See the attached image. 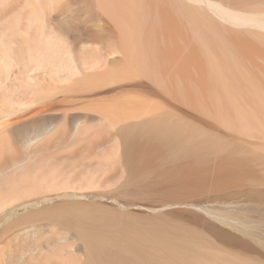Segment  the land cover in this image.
Listing matches in <instances>:
<instances>
[{"label":"bare ground","instance_id":"bare-ground-1","mask_svg":"<svg viewBox=\"0 0 264 264\" xmlns=\"http://www.w3.org/2000/svg\"><path fill=\"white\" fill-rule=\"evenodd\" d=\"M80 1L95 9V31L111 48L103 59L86 54L85 72L69 88L120 87L93 106H108L100 112L120 122L114 135L132 189L181 201L264 181V0ZM74 2L0 0V35L24 30L31 62L52 15ZM68 207L56 212L76 230L83 264H252L239 252L209 251L188 220L157 223L109 206ZM228 236L220 243L232 242ZM33 249L20 251L18 261Z\"/></svg>","mask_w":264,"mask_h":264},{"label":"rangeland","instance_id":"rangeland-1","mask_svg":"<svg viewBox=\"0 0 264 264\" xmlns=\"http://www.w3.org/2000/svg\"><path fill=\"white\" fill-rule=\"evenodd\" d=\"M91 6L75 0L71 9L53 14L45 39L32 46L31 62L24 30L0 35V131L22 125L4 133L6 140L0 137L6 142L0 141V264H83L79 236L56 210L85 204L109 206L140 221L188 220L203 243L209 241V251L239 252L252 264H264V196L248 193H263L264 181L181 201L129 186L122 142L114 135L120 122L114 125L100 112L108 106H93L120 87L69 88L85 72L86 54L103 59L111 48L95 31L98 15ZM222 235L232 242L220 243ZM30 246L24 262L18 261Z\"/></svg>","mask_w":264,"mask_h":264}]
</instances>
